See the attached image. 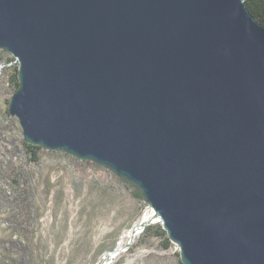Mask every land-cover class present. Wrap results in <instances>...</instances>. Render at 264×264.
<instances>
[{"label": "water", "instance_id": "1", "mask_svg": "<svg viewBox=\"0 0 264 264\" xmlns=\"http://www.w3.org/2000/svg\"><path fill=\"white\" fill-rule=\"evenodd\" d=\"M0 49L25 143L136 187L182 264H264V27L244 0H0Z\"/></svg>", "mask_w": 264, "mask_h": 264}, {"label": "rangeland", "instance_id": "2", "mask_svg": "<svg viewBox=\"0 0 264 264\" xmlns=\"http://www.w3.org/2000/svg\"><path fill=\"white\" fill-rule=\"evenodd\" d=\"M17 67L0 49V264H182L159 223L125 245V231L151 209L133 196L136 187L45 149L39 162L26 159L21 125L7 111Z\"/></svg>", "mask_w": 264, "mask_h": 264}, {"label": "trees", "instance_id": "3", "mask_svg": "<svg viewBox=\"0 0 264 264\" xmlns=\"http://www.w3.org/2000/svg\"><path fill=\"white\" fill-rule=\"evenodd\" d=\"M244 2L246 4L247 8L249 9V11L256 18V20L264 27V0H244ZM15 85L17 87L16 88V90H17L19 87V81L18 80L15 81ZM24 146H25V150H26V159L28 161H32V162L37 163L41 160V158H42L41 154H42L43 150L40 146L27 144L25 142H24ZM52 152H55V151H52ZM55 153H58L60 155H64L67 158H69L72 162L79 163L83 167H85L89 164V161L77 160L76 158H74V157H72L69 154L64 153V152H55ZM93 166L98 168V165H93ZM122 180L123 179H121L120 182H123ZM133 196L140 199V200L142 199V196H141L139 190L134 192ZM147 228H146V230H147ZM165 233H166L165 230L160 226L157 230V234L158 235H164Z\"/></svg>", "mask_w": 264, "mask_h": 264}, {"label": "bare ground", "instance_id": "4", "mask_svg": "<svg viewBox=\"0 0 264 264\" xmlns=\"http://www.w3.org/2000/svg\"><path fill=\"white\" fill-rule=\"evenodd\" d=\"M153 214L154 213H153L152 209L146 210L141 215V217L139 218L137 223L133 227H131L130 229L125 231V234L123 236V238L125 240V245L131 244L135 240V238L139 234V232L140 231H144L143 228H146V225L159 222L158 219H153V216H154ZM124 240H121L118 243V245L115 248V251L110 253L111 256H113V254L118 253V252L121 251L122 247L124 246V242H123Z\"/></svg>", "mask_w": 264, "mask_h": 264}]
</instances>
